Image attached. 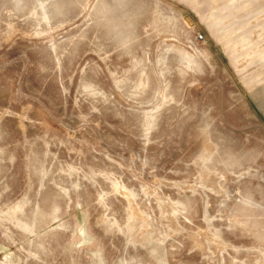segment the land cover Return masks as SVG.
Here are the masks:
<instances>
[{
  "label": "rangeland",
  "instance_id": "374dc122",
  "mask_svg": "<svg viewBox=\"0 0 264 264\" xmlns=\"http://www.w3.org/2000/svg\"><path fill=\"white\" fill-rule=\"evenodd\" d=\"M0 264H264V0H0Z\"/></svg>",
  "mask_w": 264,
  "mask_h": 264
}]
</instances>
